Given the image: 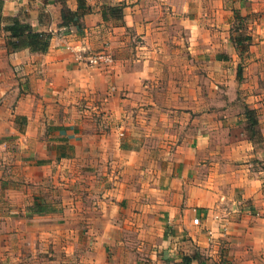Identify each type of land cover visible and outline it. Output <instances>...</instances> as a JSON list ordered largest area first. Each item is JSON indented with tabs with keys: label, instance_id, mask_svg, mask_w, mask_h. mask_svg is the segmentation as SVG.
Segmentation results:
<instances>
[{
	"label": "crops",
	"instance_id": "obj_1",
	"mask_svg": "<svg viewBox=\"0 0 264 264\" xmlns=\"http://www.w3.org/2000/svg\"><path fill=\"white\" fill-rule=\"evenodd\" d=\"M2 1L0 264H264V0Z\"/></svg>",
	"mask_w": 264,
	"mask_h": 264
},
{
	"label": "trees",
	"instance_id": "obj_2",
	"mask_svg": "<svg viewBox=\"0 0 264 264\" xmlns=\"http://www.w3.org/2000/svg\"><path fill=\"white\" fill-rule=\"evenodd\" d=\"M79 2V9L83 10L86 5V0H78ZM2 7H3V1L0 0V23L2 21ZM114 16L119 17L121 9L118 7H114L111 9ZM80 16L79 12H73L71 11L65 1L63 0V8H62V19H63V25L64 26H72L76 23L77 18ZM240 22L239 24H236L234 26L233 30L236 32H239L242 30L241 28H244L243 18L237 17ZM6 30L11 33V40L9 41V46H11L13 49H20L23 47H30L32 51L34 52H46L48 50L49 41L51 38L50 33L45 32H35L32 29V26L28 23L22 22L19 20V18H15L13 20V24L11 26L6 27ZM240 36V35H239ZM235 37L234 42L238 45L240 48V51H246L247 44L250 45V42L252 41L251 36H244L241 35L240 37ZM251 115H254L256 112L254 110H247ZM251 126H255L256 120L251 121Z\"/></svg>",
	"mask_w": 264,
	"mask_h": 264
},
{
	"label": "built area",
	"instance_id": "obj_3",
	"mask_svg": "<svg viewBox=\"0 0 264 264\" xmlns=\"http://www.w3.org/2000/svg\"><path fill=\"white\" fill-rule=\"evenodd\" d=\"M80 58L84 59L87 65L92 67H108L115 63L114 55L106 50L89 53H86V51H84L80 54ZM195 222L199 223V219H196Z\"/></svg>",
	"mask_w": 264,
	"mask_h": 264
},
{
	"label": "rangeland",
	"instance_id": "obj_4",
	"mask_svg": "<svg viewBox=\"0 0 264 264\" xmlns=\"http://www.w3.org/2000/svg\"><path fill=\"white\" fill-rule=\"evenodd\" d=\"M239 20V19H238ZM240 22H241V20H240ZM239 21H237L236 22V24H239L240 23ZM236 24H235V26H236ZM243 24V23H242ZM241 29H244V28H241ZM113 54V53H112ZM114 55V54H113ZM79 254V253H78Z\"/></svg>",
	"mask_w": 264,
	"mask_h": 264
}]
</instances>
